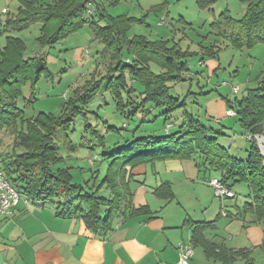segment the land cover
I'll return each mask as SVG.
<instances>
[{
  "label": "trees",
  "instance_id": "1",
  "mask_svg": "<svg viewBox=\"0 0 264 264\" xmlns=\"http://www.w3.org/2000/svg\"><path fill=\"white\" fill-rule=\"evenodd\" d=\"M119 1L110 0L112 4ZM216 1L196 0L202 9L211 8ZM240 2L246 5L244 16L235 19L228 10L222 12L211 24L213 32L239 50L264 45V0ZM19 3L16 14L3 24L7 31L21 33L41 24L37 43L41 48H52L88 26L95 39L109 51L107 74L92 84L75 88L72 96H66L58 115L40 112L27 117L25 108L38 99V83L43 78L50 79L52 72L43 57L25 56L27 46L21 37L6 36L0 48V132L12 131L14 142L12 151L3 157L0 165L9 181L21 184L19 192L25 198L54 204L60 216L80 218L92 232L109 231L120 215L148 212L147 207L134 208L132 170L158 161L190 160L200 156L206 169L218 173V178L230 188L238 183L247 184L249 194L245 205L238 208L239 216L249 215L255 223L264 225V154L256 139L264 137V71L257 78L258 87L247 89L241 98L226 99L228 109L235 111L250 141L249 156L241 159L218 142L222 129L206 127L191 113L183 114L177 130L169 132L173 128L168 123L171 115L186 106V100L172 96L171 89L186 81L190 71L188 60L197 53L183 50L180 44H171L169 40H150L143 35L130 37L131 26L141 20L128 15L111 16L96 0H19ZM216 48H204L203 57L216 58L220 51ZM204 60L201 59V64ZM154 65L159 72L153 69ZM129 80L136 82L138 88L130 86ZM27 86L28 97L24 95ZM104 92L111 94L117 112L126 119L165 108L162 115H165L164 130L168 133L134 139L107 151L106 137L88 125L87 129L100 139L99 146L105 150L103 160L108 166L102 179L99 180V171H92L90 179L77 183L71 172L75 168L65 164L58 145L64 144L70 150L76 148L69 134L72 126L87 114L94 97ZM137 92L139 101L134 96ZM20 99L25 108L19 105ZM168 125H171L169 130ZM154 193L165 200L174 198L173 188L168 183ZM192 225L191 244L202 247L208 258L223 264H234L240 259L245 260V264H253L250 250H235L209 240L206 230L212 223ZM262 248L264 250V242Z\"/></svg>",
  "mask_w": 264,
  "mask_h": 264
},
{
  "label": "rangeland",
  "instance_id": "2",
  "mask_svg": "<svg viewBox=\"0 0 264 264\" xmlns=\"http://www.w3.org/2000/svg\"><path fill=\"white\" fill-rule=\"evenodd\" d=\"M96 1L111 16L128 15L141 20L131 26L130 37L143 35L150 40L163 38L169 40L171 44H180L183 50L197 53L188 60L192 74H187L185 82L174 85L171 89V95L179 97L181 101L186 100V106L177 109L171 115L168 123L172 124L173 128L169 132L177 130L182 122L183 114L191 113L206 127L222 129L223 134L218 135V142L230 148V152L238 158L247 159L251 145L237 118H227L222 125L215 124V121H222L218 106L220 102L224 104L226 110L227 98L231 100L241 98L247 89L258 87L257 78L264 71V45L239 50L231 46L229 40L213 32L211 28V24L226 10L235 19L242 18L246 12V5L240 0H217L211 8L202 9L196 0H120L117 4H112L110 0ZM18 6L19 0H0V13L4 8L9 11V14L2 16V22H0V48L3 47L6 36H19L27 46L25 56L43 57L52 72L50 79L43 78L38 83L37 101L25 108L23 99H20L19 105L26 109L27 117L36 116L40 112L58 115L66 96H72L75 88H81L88 83L92 84L106 74L109 51L95 39L88 26L71 34L52 48H41L37 43L41 24L33 25L21 33L7 31L2 24L9 15L13 17L16 14ZM163 17L166 21L161 24ZM213 45L220 48L218 58L206 57L204 63L215 60L220 68L215 74H209L206 68L200 67L199 62L203 58L202 48ZM153 68L158 69L155 65ZM235 87L239 88L238 94L233 92ZM24 95L29 96L28 86L24 88ZM87 110L85 116L79 117L74 122L69 133L76 148L70 150L64 144L58 145L59 154L65 159V164L75 168L71 172L74 175V182L77 183H84L90 179L91 171H99V180L102 179L108 166V163L103 160L105 150L99 146L100 139L91 133L90 128L87 129L88 125L94 126L101 135L106 137L105 143L109 147L108 150L122 147L125 144L124 139L133 134L142 137L147 133L154 135L168 133L164 130L165 115H162L165 108L154 109L147 115L139 113L133 118L126 119L117 112L110 94L104 93L94 97ZM143 119L146 120L145 123H141ZM109 126L114 129L108 128ZM256 139L264 154V138L258 136ZM13 142L12 131H3L0 148L6 150L9 146L7 148L9 152L6 150V154L12 151ZM2 160L3 155L0 154V162ZM78 167L84 169L82 174ZM212 174L217 175L216 172ZM10 182L18 191H21L19 182L12 180ZM234 188L237 197L233 202L242 207L246 202L245 196L249 194L248 186L246 183H238ZM186 202L190 205L188 201Z\"/></svg>",
  "mask_w": 264,
  "mask_h": 264
},
{
  "label": "crops",
  "instance_id": "3",
  "mask_svg": "<svg viewBox=\"0 0 264 264\" xmlns=\"http://www.w3.org/2000/svg\"><path fill=\"white\" fill-rule=\"evenodd\" d=\"M6 14L9 11L4 8L0 22ZM201 63L200 60V67L206 68L209 74H215L220 68L215 60ZM191 71L187 74H192ZM129 84L137 87L136 82L129 80ZM134 96L136 101L140 100L138 92ZM218 106L222 125L230 116L222 102ZM217 121L215 124H219ZM151 135L154 134L147 133L146 136ZM140 136L133 134L125 138L124 143L146 137ZM6 150L0 148L3 157L9 152ZM127 169L130 173L131 168ZM212 172L215 171L207 170L200 156L136 167L130 182L133 205L137 209L147 207L148 212L136 216L120 215L111 230L98 233L89 230L80 218L60 216L52 203L21 201L10 216L0 215V264H178L181 244L192 245L194 223H212L213 226L206 230L209 240L235 250L248 249L253 264H264V225L255 223L249 215L239 216L241 206L233 202L237 194L228 201L214 196L208 180L219 174ZM165 183L173 188L172 200L159 198L154 193ZM247 190L249 192V188ZM193 248L191 264H223L208 258L202 247ZM234 264H245V260L240 259Z\"/></svg>",
  "mask_w": 264,
  "mask_h": 264
},
{
  "label": "built area",
  "instance_id": "4",
  "mask_svg": "<svg viewBox=\"0 0 264 264\" xmlns=\"http://www.w3.org/2000/svg\"><path fill=\"white\" fill-rule=\"evenodd\" d=\"M8 11V9H6ZM2 13H0L1 17ZM166 18L163 17L161 24L165 23ZM234 93L239 92V88L233 89ZM236 113L232 109L227 110V116L233 117ZM171 128V125L167 126V130ZM209 185L213 188L214 196L221 200H231L236 197V194L232 188L225 184L220 178L212 177L208 180ZM21 201L29 203V200L25 198L7 179L0 165V215L10 216L13 210L19 205ZM226 215V214H225ZM194 254V248L192 245L181 244L180 246V260L178 264H191V258Z\"/></svg>",
  "mask_w": 264,
  "mask_h": 264
}]
</instances>
